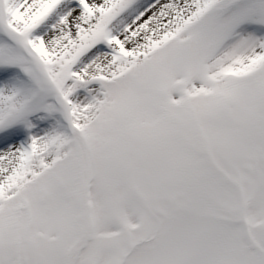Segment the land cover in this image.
Returning <instances> with one entry per match:
<instances>
[{
  "label": "snow or ice",
  "instance_id": "1",
  "mask_svg": "<svg viewBox=\"0 0 264 264\" xmlns=\"http://www.w3.org/2000/svg\"><path fill=\"white\" fill-rule=\"evenodd\" d=\"M0 264H264V0H0Z\"/></svg>",
  "mask_w": 264,
  "mask_h": 264
}]
</instances>
